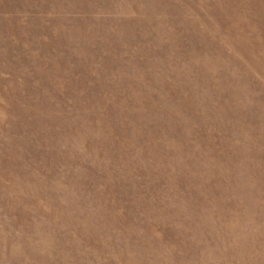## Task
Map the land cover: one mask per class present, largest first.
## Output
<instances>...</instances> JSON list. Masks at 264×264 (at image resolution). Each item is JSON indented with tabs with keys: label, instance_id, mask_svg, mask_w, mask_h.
Listing matches in <instances>:
<instances>
[{
	"label": "rangeland",
	"instance_id": "374dc122",
	"mask_svg": "<svg viewBox=\"0 0 264 264\" xmlns=\"http://www.w3.org/2000/svg\"><path fill=\"white\" fill-rule=\"evenodd\" d=\"M0 264H264V0H0Z\"/></svg>",
	"mask_w": 264,
	"mask_h": 264
}]
</instances>
